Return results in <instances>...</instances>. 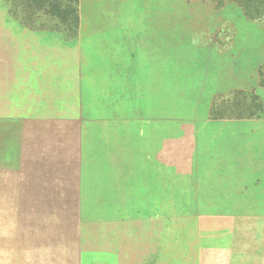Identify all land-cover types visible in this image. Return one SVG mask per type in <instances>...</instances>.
I'll return each instance as SVG.
<instances>
[{"label": "rangeland", "instance_id": "obj_1", "mask_svg": "<svg viewBox=\"0 0 264 264\" xmlns=\"http://www.w3.org/2000/svg\"><path fill=\"white\" fill-rule=\"evenodd\" d=\"M251 81L264 0H0V264H264V152L187 158Z\"/></svg>", "mask_w": 264, "mask_h": 264}, {"label": "crops", "instance_id": "obj_2", "mask_svg": "<svg viewBox=\"0 0 264 264\" xmlns=\"http://www.w3.org/2000/svg\"><path fill=\"white\" fill-rule=\"evenodd\" d=\"M250 83V82H249ZM251 85L230 87L231 89L216 93L212 96L209 111L204 116H189L188 133V171L205 170H231L233 167L247 168L260 163V154L264 152L261 145V134L264 133V118L259 114L214 115V101L231 102L236 93L247 95L256 100L263 99L259 83ZM244 85V84H243ZM235 99V98H234ZM237 100V98H236ZM250 165V166H249Z\"/></svg>", "mask_w": 264, "mask_h": 264}]
</instances>
